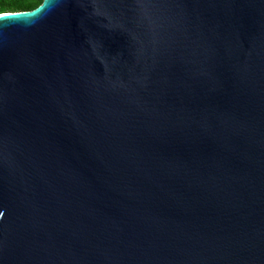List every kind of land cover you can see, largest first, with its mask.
<instances>
[{
  "label": "water",
  "instance_id": "obj_1",
  "mask_svg": "<svg viewBox=\"0 0 264 264\" xmlns=\"http://www.w3.org/2000/svg\"><path fill=\"white\" fill-rule=\"evenodd\" d=\"M0 264H264V0L0 13Z\"/></svg>",
  "mask_w": 264,
  "mask_h": 264
},
{
  "label": "trees",
  "instance_id": "obj_2",
  "mask_svg": "<svg viewBox=\"0 0 264 264\" xmlns=\"http://www.w3.org/2000/svg\"><path fill=\"white\" fill-rule=\"evenodd\" d=\"M42 0H0V13L27 11L36 8Z\"/></svg>",
  "mask_w": 264,
  "mask_h": 264
}]
</instances>
